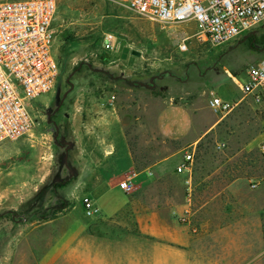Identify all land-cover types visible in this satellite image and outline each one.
I'll return each mask as SVG.
<instances>
[{"label":"rangeland","instance_id":"rangeland-1","mask_svg":"<svg viewBox=\"0 0 264 264\" xmlns=\"http://www.w3.org/2000/svg\"><path fill=\"white\" fill-rule=\"evenodd\" d=\"M51 29L52 54L59 66L56 84L30 102L27 111L33 124L28 133L0 144V264H64L65 247L80 245V230L94 217L86 214L82 193L96 194L71 189L70 179L64 181L69 178L66 150H70L68 142H73L70 126L80 129L81 108L87 102L84 94L94 93L91 97L95 99L98 93L84 86L83 74L90 71L111 72L134 86L121 84L99 92L111 97V102L146 103L151 95L162 104L179 105L161 109V120L168 126L177 124L176 133L182 128L184 140L217 119L196 143L194 182H204L213 173L244 176L249 187L264 179V157L258 149L264 139V101L255 104L232 80L244 84L246 68L264 61V46L258 43L264 40V24L245 38L212 47L195 36L194 21L159 24L142 20L113 0H58ZM107 34L114 38L110 51L102 45ZM183 41L187 49L180 51L178 45ZM152 78H157V87L140 86L150 84ZM152 91L162 96L155 97ZM220 92L237 104L223 115L208 107L210 95ZM191 110L196 115L193 119ZM116 112L130 120L135 117V112ZM65 115L73 118L71 125ZM79 138L74 136L77 154ZM188 147L184 144L183 151ZM178 159L173 156L164 166L173 167ZM222 180L221 176L211 184L219 188ZM170 193L176 198L174 191ZM208 194L200 192V200ZM142 197L147 204V194ZM179 223L188 233L198 231L196 220ZM99 226L101 231L115 229L114 224ZM105 257L108 264L128 262L119 252Z\"/></svg>","mask_w":264,"mask_h":264},{"label":"crops","instance_id":"crops-1","mask_svg":"<svg viewBox=\"0 0 264 264\" xmlns=\"http://www.w3.org/2000/svg\"><path fill=\"white\" fill-rule=\"evenodd\" d=\"M83 75L87 80L84 86L98 93L95 99L91 97L94 93L84 94L87 102L81 108L80 129L72 128L73 118L65 115L73 142H68L70 150H66L69 178L64 181L70 179L71 189L95 193L94 197L92 193L82 196L90 199L98 212L80 230V245L65 247L63 263L108 264L105 256L119 252L121 259L128 261L125 264H264V179L255 182L256 189L246 184L244 176L232 179L213 173L204 182L195 179L192 208L196 209L188 223L196 220L198 231L188 233L179 223L186 201L184 176L175 169L184 152L195 149L217 119L184 140L182 128L176 133L177 124L168 126L161 120V109L179 105L162 104L151 95L146 103L117 104L99 92L121 84L134 87L129 81L106 71ZM220 95L224 102L237 105L230 95ZM116 111L135 112V117L130 120ZM190 116H196L193 110ZM74 136L80 137L78 154ZM184 144L189 146L185 151ZM173 156H179L173 167L164 166ZM195 173L194 168L193 177ZM221 176L223 185L211 184ZM128 177L133 187L125 193L118 184ZM173 191L176 198L170 195ZM205 191L209 192L207 199L200 200V192ZM142 193L147 194V204ZM104 223L114 224L115 229L101 231L99 225Z\"/></svg>","mask_w":264,"mask_h":264},{"label":"built area","instance_id":"built-area-1","mask_svg":"<svg viewBox=\"0 0 264 264\" xmlns=\"http://www.w3.org/2000/svg\"><path fill=\"white\" fill-rule=\"evenodd\" d=\"M58 0H0V144L14 141L32 128L27 108L30 102L49 93L59 76V66L52 54L54 31L51 24ZM142 20L159 24L194 21L195 36L212 47L238 41L264 24V0H113ZM103 48H114V38L107 34ZM180 51L187 49L183 41ZM244 84L232 78L238 90L250 96L255 104L264 101V61L246 68ZM208 107L223 115L235 107L211 94ZM264 157V139L259 145ZM195 149L184 152L182 162L175 169L184 176L186 208L180 220L188 223L194 195ZM148 175H151L149 172ZM135 176V175H133ZM132 177V176H131ZM118 186L130 192L132 178ZM251 189L257 184L252 183ZM82 206L88 216L98 212L91 200L84 198Z\"/></svg>","mask_w":264,"mask_h":264},{"label":"water","instance_id":"water-1","mask_svg":"<svg viewBox=\"0 0 264 264\" xmlns=\"http://www.w3.org/2000/svg\"><path fill=\"white\" fill-rule=\"evenodd\" d=\"M251 33H252V32H250V33H248L247 35H245L244 38L247 37L248 35H250ZM134 53H135V52H134ZM156 79H157V78H152V79L150 80V84H144V83H141L140 86L146 87V88H148V89H152V88L155 87L154 81H155Z\"/></svg>","mask_w":264,"mask_h":264},{"label":"trees","instance_id":"trees-1","mask_svg":"<svg viewBox=\"0 0 264 264\" xmlns=\"http://www.w3.org/2000/svg\"><path fill=\"white\" fill-rule=\"evenodd\" d=\"M252 40H254V38H252V39H250V44H251V41ZM258 43H262L263 44V46H264V40H260V41H258ZM151 94L153 95V96H162V94L160 93V92H157V91H152L151 92ZM232 179H234L233 177H232Z\"/></svg>","mask_w":264,"mask_h":264},{"label":"flooded vegetation","instance_id":"flooded-vegetation-1","mask_svg":"<svg viewBox=\"0 0 264 264\" xmlns=\"http://www.w3.org/2000/svg\"><path fill=\"white\" fill-rule=\"evenodd\" d=\"M67 95V94H66Z\"/></svg>","mask_w":264,"mask_h":264}]
</instances>
